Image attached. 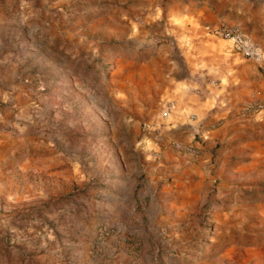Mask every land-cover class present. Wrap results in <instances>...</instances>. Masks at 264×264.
Returning <instances> with one entry per match:
<instances>
[{
  "label": "rangeland",
  "instance_id": "374dc122",
  "mask_svg": "<svg viewBox=\"0 0 264 264\" xmlns=\"http://www.w3.org/2000/svg\"><path fill=\"white\" fill-rule=\"evenodd\" d=\"M157 3L0 0V264H264V126L172 148Z\"/></svg>",
  "mask_w": 264,
  "mask_h": 264
},
{
  "label": "crops",
  "instance_id": "0c3cea01",
  "mask_svg": "<svg viewBox=\"0 0 264 264\" xmlns=\"http://www.w3.org/2000/svg\"><path fill=\"white\" fill-rule=\"evenodd\" d=\"M165 1L167 6L157 3L145 21L168 40L160 56L168 75L160 95L167 98L162 110L166 102H174L168 133L200 145L195 157L200 166L210 160L209 152L216 143L243 135L251 123L264 126V110L254 116L243 111L251 100H264V75L254 62L235 52L230 41L213 32L222 22L238 24L264 48V0ZM191 114L196 120L190 119ZM186 161L181 164L173 150L171 154L166 150L158 162L173 167L175 179L202 171L190 163V157ZM169 193L167 189L159 192L161 196ZM166 205L165 209L173 211L177 206L174 201H166Z\"/></svg>",
  "mask_w": 264,
  "mask_h": 264
},
{
  "label": "built area",
  "instance_id": "2783aa9c",
  "mask_svg": "<svg viewBox=\"0 0 264 264\" xmlns=\"http://www.w3.org/2000/svg\"><path fill=\"white\" fill-rule=\"evenodd\" d=\"M214 34L220 38L231 42L232 48L235 52L242 55L244 58L253 60L255 62H264V48L263 46L249 35L245 29L238 24L222 22L214 30ZM174 109V102L168 101L162 110V116L167 118L170 112ZM248 109L253 111L264 110V102H255L248 106ZM190 119L196 120V115L191 114ZM150 130V129H149ZM155 130V129H153ZM158 135H162L161 132ZM200 141V140H199ZM170 145L178 152L195 155L198 153L199 145L192 143H185L179 140H169ZM198 144V143H197Z\"/></svg>",
  "mask_w": 264,
  "mask_h": 264
}]
</instances>
